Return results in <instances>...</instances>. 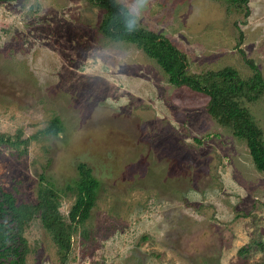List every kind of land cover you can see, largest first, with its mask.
<instances>
[{
    "label": "rangeland",
    "instance_id": "obj_1",
    "mask_svg": "<svg viewBox=\"0 0 264 264\" xmlns=\"http://www.w3.org/2000/svg\"><path fill=\"white\" fill-rule=\"evenodd\" d=\"M114 1L206 84L226 67L248 82L250 64L264 80V0H150L142 12ZM105 18L92 0L0 2V186L31 203L52 191L73 226L66 253L36 214L25 264H264V172L245 141L205 93L106 37ZM235 101L264 140V88ZM79 163L100 187L72 223Z\"/></svg>",
    "mask_w": 264,
    "mask_h": 264
},
{
    "label": "trees",
    "instance_id": "obj_2",
    "mask_svg": "<svg viewBox=\"0 0 264 264\" xmlns=\"http://www.w3.org/2000/svg\"><path fill=\"white\" fill-rule=\"evenodd\" d=\"M7 0H0L4 2ZM96 6L106 11L101 31L115 41H129L140 46L148 56L154 58L168 74L169 81L185 85L190 89L209 96L207 112L220 124L232 130L234 137L245 141L252 162L259 172H264V140L262 132L250 119L247 111L240 108L235 99L245 95L250 100L262 93L264 80L255 66L250 64L254 75L250 81H241L236 71L226 67L212 75L220 80L206 84L198 75L187 73V60L169 39L150 30L138 28L128 10L114 0H92ZM245 3V0H231ZM252 94H255L252 97ZM8 142L11 139L8 138ZM14 143L20 142L18 138ZM11 142V143H12ZM80 178L77 183V196L70 211L72 223H79L89 217L100 183L83 163L78 165ZM38 214L53 241L66 253L70 249L73 226L66 224L54 201L52 191H40L36 203L18 201L14 195L0 186V264H25L28 252L27 240L23 235L24 227ZM65 255L61 257L64 264Z\"/></svg>",
    "mask_w": 264,
    "mask_h": 264
},
{
    "label": "clouds",
    "instance_id": "obj_3",
    "mask_svg": "<svg viewBox=\"0 0 264 264\" xmlns=\"http://www.w3.org/2000/svg\"><path fill=\"white\" fill-rule=\"evenodd\" d=\"M150 5V0H135V4L133 5V8L137 12H142L144 9H146ZM135 23V21H129V24Z\"/></svg>",
    "mask_w": 264,
    "mask_h": 264
}]
</instances>
